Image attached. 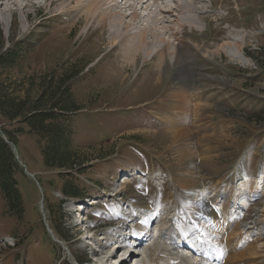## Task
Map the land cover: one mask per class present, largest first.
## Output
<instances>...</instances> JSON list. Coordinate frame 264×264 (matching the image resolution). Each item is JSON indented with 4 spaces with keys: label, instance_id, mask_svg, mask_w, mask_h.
Wrapping results in <instances>:
<instances>
[{
    "label": "rangeland",
    "instance_id": "1",
    "mask_svg": "<svg viewBox=\"0 0 264 264\" xmlns=\"http://www.w3.org/2000/svg\"><path fill=\"white\" fill-rule=\"evenodd\" d=\"M97 1L16 0L15 6L0 0V89L19 101L28 96L33 100L40 83L52 82L44 84L48 93L60 85L61 104L69 111V135L58 149L70 154L65 156L66 168L45 164L54 144L16 123L20 119L8 122L0 116V136L5 141L2 130L10 133L14 143L5 142L17 153L16 179L24 208L21 220H16L0 193V264L145 263L147 234L138 241L146 257L136 253L134 259L124 256L127 246L115 248V238L123 226L128 235L138 236L141 205L148 208L150 236L157 220L151 218L169 221L178 197L185 202L170 222L186 241L205 249L197 220L186 208L194 209L190 198L202 190L225 224L223 230L214 229L223 258H234L229 264H264L262 252L250 263V256H244L246 247L264 245V0H208L207 5L223 15L222 28L234 30L237 25V31L246 33L254 28L258 36L246 38L237 57L230 51L212 56L215 48L207 50L200 43L217 40L219 31L213 23H198L201 31L193 28L182 44L195 73V79L189 77L193 86L186 90L176 87L172 55L167 66L153 51L145 55L153 48L149 37L143 52L126 63L125 41L109 38L112 18L125 15L122 28L134 26L133 36L149 20L138 26L130 11L118 6L111 10L114 16L101 21L106 3L89 10ZM164 2L175 5V0ZM144 6L154 10L149 0L137 15L146 12ZM166 17L165 25L173 26L171 15ZM66 89L71 99L64 95ZM171 119L180 124L177 128L190 129L197 141L209 139L192 145L191 160H183L172 143L166 125ZM188 172L195 182L184 188ZM68 191L80 196L71 199ZM79 204L89 231L75 220ZM5 237H10L8 243L2 242ZM180 248L197 264L199 257L190 246Z\"/></svg>",
    "mask_w": 264,
    "mask_h": 264
},
{
    "label": "bare ground",
    "instance_id": "2",
    "mask_svg": "<svg viewBox=\"0 0 264 264\" xmlns=\"http://www.w3.org/2000/svg\"><path fill=\"white\" fill-rule=\"evenodd\" d=\"M7 1L13 2L12 4L14 5L16 3L15 2L16 0H7ZM101 1H104V3H102ZM128 1L129 0H117V1L100 0L97 2H93L89 10L101 4L106 3L105 5H103V10L102 13L100 14L101 21L105 20L104 16L106 15L110 17L114 16L111 10L113 7H118V6L120 7V9L123 8L125 10L127 9L128 11H130L128 16H131L132 19H134L135 21L134 23L138 26L140 25L142 26L144 23V19L147 18V20H149V22H147L148 26L146 28L141 29V31L140 30L137 31L140 32L138 36H133L131 35L130 31L134 29L133 28L134 26L133 27L128 26L127 28H125L126 30H124L122 28V23L124 22L126 16L125 15L121 16L120 14H118V16H120L119 20L117 19L118 17L112 18L109 24L108 27L109 38L114 41H125L124 44L127 45L124 46V54L129 55L127 57L129 59L126 61V63H128L134 56L138 54V52H141L143 50L142 46H146V43L144 42L145 37H149L148 39L152 41V47L154 49L151 48V50H148V52L145 55L150 57L153 51L154 55L160 58V63L162 62L161 64L165 66H167L166 63L167 57L169 55H172L173 58H175L174 63L176 64V68H177L174 80L177 81L176 87L177 89L180 90L189 89L190 87L193 86L194 83V80H191V78H189L190 75H192L193 78L195 79L194 68L192 66L190 67V63L193 62V60L192 61L187 60V56L189 55V53H187L188 55L184 53L182 44H184L183 39L186 36H190L189 31H191L193 28L196 27L198 31H201L199 30V27L201 26L199 25V27H197L198 23L200 22L213 23L215 28L219 31L217 40H214L212 38L210 40H205V41H211L209 43H200L202 44V48H206L207 50L211 48H215L211 51L212 56L219 55L220 53L227 55L228 51L231 52L232 56L236 55L240 53V51L244 50V44L246 38L255 39L258 36L254 28L249 29L250 31L248 33H246L245 31L244 32L237 31L238 29L237 25H233L234 30L225 27L222 28L224 17H222L223 15H218L214 11L213 5H207L208 0H175V5H171L170 7H168L167 4H164L162 0H150L153 3L154 10L151 11L149 6L146 7L144 6L145 7L144 11L146 12H144L142 16L137 15L136 11L142 8L146 2H149V0H131L133 1L131 4ZM26 6L27 5H25L24 7ZM168 14L171 15V19H173V21L171 20V22L174 25L171 27L165 25L167 23L165 19H167L166 16ZM175 25L177 26V28H175ZM165 35L169 37L167 41H166L167 38L164 39L165 37H163ZM169 40L172 42H170ZM136 41H138V44H135ZM176 41L177 43L172 45V43ZM192 44L195 45V43L193 42ZM192 44H187L185 46H189L192 48L193 46ZM237 56L239 55H236V57ZM157 70L158 69H156V71ZM166 125L169 126V128L167 129L168 133L172 134V143L178 145L177 150L181 152L180 156L185 161H188L189 159L191 160L192 159L191 157L194 155V152L192 150V145H194L197 142L202 143L205 140H209L202 137L200 138V140L198 139L199 141H197L195 136L191 134L190 129L187 130L185 127L183 128L180 127L181 129L177 128V126L179 127L180 124L177 122L176 119H171ZM188 173L183 181L185 183L184 188H186L187 185H193L195 182L194 175ZM205 195H204V191L202 190L196 193L192 198H190L191 202L194 203L195 205L194 209H192V206L191 207H189L188 205L186 206L188 210V216L193 220H197V223L195 224L198 225V231H200V233H202L203 235L204 238L203 243H206L205 249L203 248L201 250H198V248L195 247L196 244H194L195 245L194 246L193 244L190 243V241H186V238L181 233V230L175 226L174 222H170V220L172 219L174 220L175 217L177 216L179 204H184L185 202V201H181L180 197H178L177 201L173 200L174 211L171 213L172 217H170L169 221L168 220L163 221V219L160 218L158 215L155 216V218H151L153 222L156 219L157 220H156V230L150 236L148 234L149 232H151L149 231L150 218H148V220L145 221V219L148 216L150 217V215L147 213L148 208L144 205L138 207V211L142 220H141V227L136 231V234L138 235L136 237L142 238L141 237L142 233H144L145 235L147 234V239H145L146 242L145 247L148 251L147 264H151L152 262L153 264H194L191 260L187 258L186 256L187 253L186 254L185 252H183L184 254L182 253L180 244L190 246L192 252H194L195 255H198L199 258H197V264H229L231 260H234V258L225 260L223 258L222 253L219 251V249L215 244V242L218 245L221 243H220V239L217 238L219 235H216L214 233V229L223 230L225 224L222 223L221 220L222 218L210 203L209 201L210 199ZM262 207L264 208V206ZM78 209H84L82 204L78 205ZM201 215H204V218H201ZM201 219L205 220V222L206 221H210V222L203 224L200 222ZM123 233L124 232H122V234ZM107 235L108 234H105V236ZM138 240L139 239H137V241ZM115 241H116L115 245L116 244L118 245L116 248L118 250V248L122 246L120 245L122 241L121 242L119 241L118 236L115 238ZM140 246H142V244L137 243L135 246L130 245L126 249H122L123 254L126 253L127 250V252L131 253L129 254V257H133L134 259V255H132V251H135L136 253H141V255L146 257V255H144L145 250L138 248ZM208 248H210L209 251H206ZM261 252L264 253V245L263 246L260 245L259 247H255V246L246 247L244 252L245 255L244 254L243 255L250 256V258H248V263H250L253 262V260L257 261L259 257H255V256H257ZM118 264H123V260L120 261Z\"/></svg>",
    "mask_w": 264,
    "mask_h": 264
},
{
    "label": "trees",
    "instance_id": "3",
    "mask_svg": "<svg viewBox=\"0 0 264 264\" xmlns=\"http://www.w3.org/2000/svg\"><path fill=\"white\" fill-rule=\"evenodd\" d=\"M3 66L4 63L0 59V67ZM48 82L40 83V87L34 92L35 97L33 100L28 96L26 99L17 101L13 95L7 96L6 90L0 89V116L8 122L20 119L21 122L16 123L27 126L29 132L34 133L41 141L46 137V140L54 145L52 151V148H50V153L48 150L46 152L45 164L48 162L50 166L66 168L65 158L67 157L65 156L70 157V154L64 153L66 155H62L61 150L58 149V143L62 138L67 139V135H69L65 130L66 124L68 125L69 123L68 119H66V114L69 111H67L68 107L66 105L61 104L62 96L59 94L62 87L60 85L55 88L50 87V92L48 93L46 86H44L45 83L47 85L52 83ZM64 95L71 99L68 89H66ZM56 117H61L62 119H55ZM2 133L6 138L5 141L13 142L10 133L3 130ZM5 141L0 136V193L6 204L7 212L19 221L24 213L23 200L16 179V174L20 169L9 145ZM71 167L72 165H69L67 171L68 174L72 175L74 171ZM68 193L71 199L80 196L77 192L68 191Z\"/></svg>",
    "mask_w": 264,
    "mask_h": 264
},
{
    "label": "water",
    "instance_id": "4",
    "mask_svg": "<svg viewBox=\"0 0 264 264\" xmlns=\"http://www.w3.org/2000/svg\"><path fill=\"white\" fill-rule=\"evenodd\" d=\"M11 149H12V148H11ZM12 151H13V154H14V156L16 157V159H17V161H18L17 153L14 151V149H12Z\"/></svg>",
    "mask_w": 264,
    "mask_h": 264
},
{
    "label": "built area",
    "instance_id": "5",
    "mask_svg": "<svg viewBox=\"0 0 264 264\" xmlns=\"http://www.w3.org/2000/svg\"><path fill=\"white\" fill-rule=\"evenodd\" d=\"M9 240V239H8Z\"/></svg>",
    "mask_w": 264,
    "mask_h": 264
}]
</instances>
